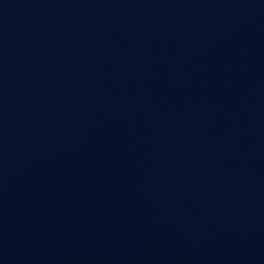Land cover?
Here are the masks:
<instances>
[{"label": "water", "instance_id": "obj_1", "mask_svg": "<svg viewBox=\"0 0 264 264\" xmlns=\"http://www.w3.org/2000/svg\"><path fill=\"white\" fill-rule=\"evenodd\" d=\"M0 264H264V0H0Z\"/></svg>", "mask_w": 264, "mask_h": 264}]
</instances>
